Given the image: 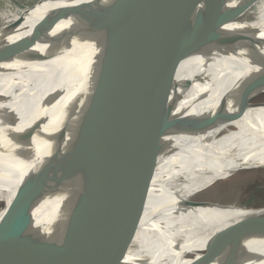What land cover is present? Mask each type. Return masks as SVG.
I'll return each mask as SVG.
<instances>
[{
	"label": "bare ground",
	"instance_id": "6f19581e",
	"mask_svg": "<svg viewBox=\"0 0 264 264\" xmlns=\"http://www.w3.org/2000/svg\"><path fill=\"white\" fill-rule=\"evenodd\" d=\"M105 1L117 10L126 0ZM77 35L81 36L74 37ZM57 37L16 63L0 66V118L29 116L37 108L62 103L65 93L89 76L108 45L99 33L78 50L72 48L16 68L50 47H60L64 31ZM201 44L222 61L213 65L185 58L174 66L172 82L159 95H151L158 80L150 84L123 131L124 148L146 141L142 156L154 161L174 130L197 124L206 116L212 122L223 116L227 93L264 57V0H252L232 13ZM227 63L244 67L230 73L224 68ZM26 124L27 119L22 118L15 127L0 130V264H18L14 249L32 197L36 200L31 211L34 228L41 227L47 217L46 193L61 143V127L46 125L16 145L13 135ZM159 161L150 175L121 173L127 203L118 217V237L106 264H147L154 259L187 264L204 252L251 264L253 254H264L260 237L264 210L245 211L209 202L194 205L192 201L239 172L264 170V82L240 96L226 126L206 134L180 135L171 155ZM140 189L143 197L138 203Z\"/></svg>",
	"mask_w": 264,
	"mask_h": 264
},
{
	"label": "water",
	"instance_id": "95a60500",
	"mask_svg": "<svg viewBox=\"0 0 264 264\" xmlns=\"http://www.w3.org/2000/svg\"><path fill=\"white\" fill-rule=\"evenodd\" d=\"M250 1L126 0L117 10L103 14L72 5L46 7L34 15L38 20L27 35L10 40L19 25L10 29L0 41V66L16 63L62 31L86 39L101 33L108 42L103 58L85 80L65 93L62 103L37 108L29 116L0 118V130L27 119L21 132L13 135L16 145L46 125L62 130L46 193L47 217L41 227L34 228L31 211L36 200L32 197L14 249L18 264L107 263L118 237V217L127 203L121 173L153 174L160 157L171 155L180 135L206 134L226 126L234 117L240 96L264 82L263 57L249 67L247 78L227 93L221 118L212 122L206 116L197 124L174 130L168 135L171 141L161 147L154 161L142 156L146 141L131 149L123 146V131L149 85L158 80L151 95H159L172 82L174 66L185 58L213 65L222 61L206 51L201 40ZM237 67L244 65L227 63L224 68L231 73ZM142 189L138 203L142 201ZM260 235L264 242V229ZM206 254L187 264H240L229 255ZM151 262L146 261L170 264L160 259ZM250 263L264 264V254H253Z\"/></svg>",
	"mask_w": 264,
	"mask_h": 264
},
{
	"label": "rangeland",
	"instance_id": "374dc122",
	"mask_svg": "<svg viewBox=\"0 0 264 264\" xmlns=\"http://www.w3.org/2000/svg\"><path fill=\"white\" fill-rule=\"evenodd\" d=\"M65 5H72L73 7L79 8L83 11L96 14H103L114 10L111 8L112 4L109 5L105 0H0V41L16 24L19 25L15 30V32L17 31V34L10 40L27 35L38 20L37 18H34V15L40 9ZM75 35V33L64 31L65 41L60 45V47L55 49L50 47L49 49L44 50L41 54L18 63L16 68L39 63L49 58L51 55L59 54L64 51H70L72 48H74V50H78L89 44L92 39V37L86 39L82 36L79 37L78 35L75 38ZM57 36L58 33L52 35L45 44L34 49L31 53H34L45 45L50 44L58 38ZM79 41H81L80 45ZM58 43H61V41L56 44ZM192 201L214 202L216 204L232 205L239 208H264V170L239 172L228 179L221 180L209 190L195 197ZM238 233L245 237V235L241 232Z\"/></svg>",
	"mask_w": 264,
	"mask_h": 264
}]
</instances>
